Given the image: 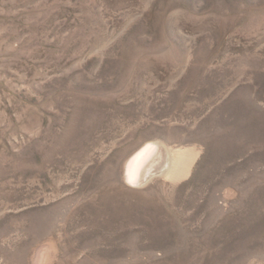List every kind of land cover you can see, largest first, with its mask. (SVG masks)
Returning a JSON list of instances; mask_svg holds the SVG:
<instances>
[{
  "label": "rangeland",
  "instance_id": "1",
  "mask_svg": "<svg viewBox=\"0 0 264 264\" xmlns=\"http://www.w3.org/2000/svg\"><path fill=\"white\" fill-rule=\"evenodd\" d=\"M0 264H264V0H0Z\"/></svg>",
  "mask_w": 264,
  "mask_h": 264
},
{
  "label": "bare ground",
  "instance_id": "2",
  "mask_svg": "<svg viewBox=\"0 0 264 264\" xmlns=\"http://www.w3.org/2000/svg\"><path fill=\"white\" fill-rule=\"evenodd\" d=\"M149 145L150 144H147L139 149L128 161L126 165V178L129 181H132L134 183L142 181L146 176L150 174L149 172L151 171L153 165L158 162L156 161V156H158L157 154H159L158 152H156L157 148L155 146L150 147ZM175 160L176 158H173L172 161L169 160L167 162V166L161 169V173L164 172L167 175H171L173 174V172L175 173ZM151 162H153V164ZM158 172L156 174H158Z\"/></svg>",
  "mask_w": 264,
  "mask_h": 264
}]
</instances>
